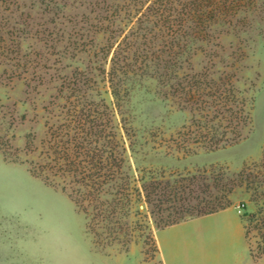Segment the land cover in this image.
Here are the masks:
<instances>
[{"label": "rangeland", "instance_id": "obj_1", "mask_svg": "<svg viewBox=\"0 0 264 264\" xmlns=\"http://www.w3.org/2000/svg\"><path fill=\"white\" fill-rule=\"evenodd\" d=\"M17 1L18 12L11 14L0 10V118L7 115L0 121V136L10 140L12 152L17 149L18 155H8L0 148V160L23 164L31 173V162L42 161L41 145L48 136L49 124L58 127L67 120L68 110L79 119L83 110L92 109L99 118L107 104L118 140L126 149L125 170L132 175L149 177L148 171L206 172L209 176L223 174L235 180L229 199L231 205L241 207V212L232 208L170 228L165 234L167 261L170 264H250L251 258L253 264H264V183L254 182L252 175L258 172L255 165L261 162L264 154V19L251 18L247 32L219 34L216 41L204 44L205 50L196 57L197 64L206 62L205 54L215 51L226 57L236 53L245 58L240 64L244 65L241 74L247 81L243 88L252 81L255 83L252 92L255 105L253 127L245 132L243 139L252 135L250 143L255 148L259 142L258 152L254 149L252 157L238 170L225 163L189 168L180 166L179 162L201 151L191 140L186 141L185 133L189 128L194 129L190 111L181 109L175 99L166 98L158 81L141 75V70L140 74L135 70L126 76L120 71L114 80L118 84V94L112 93L109 59L116 41L124 40L133 26L124 1H119V8H122L119 18L108 21H102L106 13L97 12L99 9L89 4L92 0H50L47 10L57 9L58 16L48 13L42 0ZM21 13L28 16L32 24L19 37L17 21ZM136 26L134 24L132 29ZM121 29L120 38H112V32ZM110 43H114V47L108 52ZM128 53L130 56L131 51L125 54ZM18 64L29 66L28 82L14 77L13 71ZM12 122L14 124L10 125ZM31 143L37 151L27 149ZM14 159L18 162H12ZM154 159H166L168 165L157 166ZM243 171L245 177L249 173L252 176L240 183L238 174ZM9 175L4 177L0 173V180L4 182L0 185V200H5L9 212L22 210L20 216L27 218V225H22L19 231L13 229L20 233L21 248L19 253L13 249L5 263L163 264L155 241L145 245L138 240L128 248L117 243H97L69 190L62 189V179L54 177L49 183L32 174L61 195L57 196L27 188L16 171ZM140 207L144 208V204ZM240 215L248 250L244 236L236 235L235 222Z\"/></svg>", "mask_w": 264, "mask_h": 264}, {"label": "trees", "instance_id": "obj_2", "mask_svg": "<svg viewBox=\"0 0 264 264\" xmlns=\"http://www.w3.org/2000/svg\"><path fill=\"white\" fill-rule=\"evenodd\" d=\"M49 1L41 3L46 5L48 13L58 16L55 7L56 11L47 10ZM119 1H124L126 11L130 10L129 22L137 26L131 27L124 40L116 41L115 47L114 43L108 46V52L114 47L108 72L113 95L118 94V84L114 83L118 73L121 71L126 76L138 70L136 74L156 79L166 98L175 99L181 109L191 112L194 129L189 128L185 135L186 141L191 140L196 149L213 151L241 141L245 132L253 127L255 105L252 94L255 83L252 81L243 88L247 81L241 74L244 65L240 64L245 58L236 53L226 57L215 51L206 53V62L197 64L196 57L205 50L203 45L216 41L219 34L247 32L251 18L264 19V0H92L89 4L99 9L97 12L106 13L102 21H108L119 18L122 12ZM18 2L0 0V10L14 14L20 10ZM31 22L21 13L17 36L22 37ZM122 32V29L114 30L112 38L118 40ZM18 44L21 47L20 42ZM128 51H131L130 56L125 54ZM15 66L14 77L27 81L29 66ZM42 84L40 81L39 85ZM104 107L106 110L99 118L92 109L83 110L79 119L68 110L69 119L67 117L55 128L49 124L48 136L41 145L42 161H32L30 168L33 175L46 182L50 183L54 177L63 180L62 189L69 190L97 243H117L128 248L138 240L145 245L155 241L159 254L155 230L231 205L229 195L235 180L223 174L148 171L150 176L147 177L127 172L126 149L112 125L109 106ZM5 118L7 115L0 121ZM0 148L8 155H18L17 149L12 152L10 140L2 136ZM27 149L35 152L38 148L31 143ZM255 167L258 172L252 174L253 181L264 183L261 179L264 177V154ZM252 175L249 173L245 177L244 171L239 173L240 183L250 180ZM142 204L144 208L140 207ZM262 212L264 215V210Z\"/></svg>", "mask_w": 264, "mask_h": 264}, {"label": "crops", "instance_id": "obj_3", "mask_svg": "<svg viewBox=\"0 0 264 264\" xmlns=\"http://www.w3.org/2000/svg\"><path fill=\"white\" fill-rule=\"evenodd\" d=\"M251 136L245 139H242L241 141L237 143L227 145V146L221 147L213 151L201 150L197 153L186 156L184 161L179 162V165L182 167L192 168V167H202V166L212 165L215 163H225L228 166L238 170L242 168L244 164L246 163V161H248L252 157V152L254 149H255V153L258 152L259 150L257 149L259 146V142L256 144L255 148H253V144L250 143V140L252 139ZM153 161H154V164L157 166L168 165L167 164L168 162L166 161V159H157V160L154 159ZM13 171L18 172L19 177L18 176L17 177L21 179L25 185H27V188L48 191L50 193L57 194V196L60 195L59 193L53 191L51 188L47 187L41 180L34 177L28 171L25 165L19 164V163H9V162L0 160V173L4 177L10 176L9 175L10 172H13ZM2 183L4 184V182L0 180V185ZM17 204L20 205L22 203L17 202ZM232 208L238 209V206L230 205L227 208L222 209L212 214L190 218L182 222L173 224L171 226H168L162 229H157L155 231V240L159 248V255L162 260V263L170 264L169 261H167V257L164 254V248H165V245L167 244L166 239H165L166 237L165 234L167 230H169L170 228H174L181 224H186L190 221L200 220L206 216H211V215H215L216 213L225 212L226 210H230ZM19 209H21V207H19ZM21 211H17L15 213L9 212L7 209L5 200L4 199L0 200V264H8V263H5V261H7L13 249L17 253H19L20 251V248H21L19 246L20 233L13 232L14 231L13 229L19 231L22 225L24 226L27 225V218L20 216ZM235 229H236L237 236L239 237L241 235L244 236V239L246 242V248L248 250V244H247V240L245 236V228H244V223H243V219L241 215L240 217H238V219L235 222ZM161 254H163V258ZM249 263L253 264L251 258H250Z\"/></svg>", "mask_w": 264, "mask_h": 264}, {"label": "built area", "instance_id": "obj_4", "mask_svg": "<svg viewBox=\"0 0 264 264\" xmlns=\"http://www.w3.org/2000/svg\"><path fill=\"white\" fill-rule=\"evenodd\" d=\"M238 210H239V212H241V207L238 205Z\"/></svg>", "mask_w": 264, "mask_h": 264}, {"label": "water", "instance_id": "obj_5", "mask_svg": "<svg viewBox=\"0 0 264 264\" xmlns=\"http://www.w3.org/2000/svg\"><path fill=\"white\" fill-rule=\"evenodd\" d=\"M143 207V206H142Z\"/></svg>", "mask_w": 264, "mask_h": 264}]
</instances>
